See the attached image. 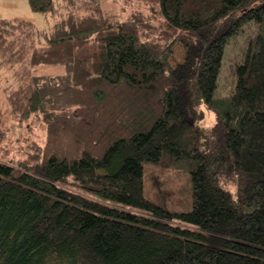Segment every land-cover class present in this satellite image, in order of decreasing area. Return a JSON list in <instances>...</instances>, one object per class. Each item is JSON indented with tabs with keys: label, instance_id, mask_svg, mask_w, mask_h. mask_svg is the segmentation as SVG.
Segmentation results:
<instances>
[{
	"label": "trees",
	"instance_id": "trees-1",
	"mask_svg": "<svg viewBox=\"0 0 264 264\" xmlns=\"http://www.w3.org/2000/svg\"><path fill=\"white\" fill-rule=\"evenodd\" d=\"M28 3L47 24L0 17V76L12 114L45 138L0 160V264H264V0H158L151 36L99 0ZM201 105L216 115L202 144ZM156 166L186 171L184 204L145 194Z\"/></svg>",
	"mask_w": 264,
	"mask_h": 264
},
{
	"label": "rangeland",
	"instance_id": "rangeland-1",
	"mask_svg": "<svg viewBox=\"0 0 264 264\" xmlns=\"http://www.w3.org/2000/svg\"><path fill=\"white\" fill-rule=\"evenodd\" d=\"M99 2L108 10L115 13L120 19L128 16L140 19L145 25L143 33L155 34L159 31L164 21L159 11L158 0H99ZM115 15V16H116ZM0 17L6 18H24L32 20L38 28H44L47 24L42 13L32 11L28 0H0ZM247 33L239 36L234 45H229L222 58L223 64L218 79L217 94H225L232 90L235 83V68L241 62L244 54ZM185 49L180 43L173 47V53L170 58L172 64L183 59ZM36 73L55 74L66 71L63 65H38L35 67ZM2 72V71H0ZM0 76V160L14 163L17 158L24 157L28 150L36 144L42 145L45 138V127L37 118H30L25 121H19L7 107L3 87L7 84L6 74ZM204 115L197 121L199 132V142H202L211 133L214 122L216 121L215 113L200 106ZM36 143V144H34ZM174 191L176 198L170 199L169 192ZM145 194L148 197H157L159 202L165 207L170 203L172 206H180L181 203L188 200L187 173L184 169L150 167L146 172ZM133 211L144 212L138 208L126 206ZM172 222L185 225L184 222L176 217H172Z\"/></svg>",
	"mask_w": 264,
	"mask_h": 264
}]
</instances>
